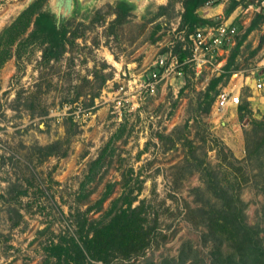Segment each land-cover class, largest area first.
<instances>
[{
	"label": "rangeland",
	"instance_id": "rangeland-1",
	"mask_svg": "<svg viewBox=\"0 0 264 264\" xmlns=\"http://www.w3.org/2000/svg\"><path fill=\"white\" fill-rule=\"evenodd\" d=\"M23 1L0 0V264H68L63 246L80 242L92 233V218L107 221L128 200L150 228L149 241L141 253L106 264L264 261L258 2L236 0L226 12L233 0L206 1L217 6L210 17L235 25L233 40L113 120L100 96L120 67L139 71L178 42L187 47L183 0H149L144 11L124 13L118 0H95L58 23L52 14L67 26L62 41L35 22L49 0L19 12ZM222 88L239 89L240 102L216 109ZM76 106L80 122L67 113ZM65 138L63 155L35 147ZM220 188L237 196L240 217L258 230L243 256H228L223 235H205L206 214L224 204Z\"/></svg>",
	"mask_w": 264,
	"mask_h": 264
},
{
	"label": "trees",
	"instance_id": "trees-1",
	"mask_svg": "<svg viewBox=\"0 0 264 264\" xmlns=\"http://www.w3.org/2000/svg\"><path fill=\"white\" fill-rule=\"evenodd\" d=\"M206 1L209 0L182 1L184 7L182 19L187 24L190 32L196 26L216 22L214 18L202 16L197 12V9L205 4ZM213 1L216 2L217 0ZM236 3L237 1L233 0L230 6L226 8V12H230ZM117 6L119 13H124L132 8L130 4L124 1H117ZM52 16L49 10H40L35 17V22L47 27L49 31L56 35L58 40L62 41L66 38L67 26L65 23L58 25L54 22ZM173 51L177 52L181 59L188 54V50L183 49L180 42L176 44ZM186 67V65L183 67L185 71ZM66 140L67 138L64 140L57 139L35 147L43 150L42 154L44 156L50 154L63 155L65 148H61V144L66 142ZM223 189H219L221 190L220 194L223 193V207L218 210V213L216 210V213L214 211V213L206 214L208 219L205 224L210 229L205 235H223L219 238L228 240L232 248V251L228 252L230 257L239 254L242 249H244L246 254V248L252 246L253 233L256 234L258 230L255 229L254 231V226L243 219L242 207L239 205L241 202L239 203L237 196L235 194H233L234 196L231 194V196L226 195L227 191H223ZM216 194H219L218 191ZM139 214L137 205L131 207L128 200L125 205L120 206L113 212L107 221L92 218L90 221L91 225L95 223L92 233L86 232L80 242L71 240L69 245L63 246V260L68 262V264H106L114 257L126 258L141 253L149 241L150 228L144 225L143 217H138ZM241 215L243 216L240 217ZM74 252L76 253L75 256H73ZM239 255L243 256L242 253ZM55 256L61 259V253H57ZM239 261L240 257L236 262L239 263ZM257 261L258 263L254 264H264L263 259H257Z\"/></svg>",
	"mask_w": 264,
	"mask_h": 264
},
{
	"label": "built area",
	"instance_id": "built-area-1",
	"mask_svg": "<svg viewBox=\"0 0 264 264\" xmlns=\"http://www.w3.org/2000/svg\"><path fill=\"white\" fill-rule=\"evenodd\" d=\"M257 9L264 18V0H256ZM236 27L231 21L219 20L212 24L196 26L188 34V44L181 45L188 50L182 59L172 49H166L155 57L149 66L139 70L119 68L111 80L102 88L103 102L107 104L108 113L113 120H121L122 116L131 110H136L147 97L158 90L167 77H182L184 66L199 65L200 58L206 53L219 50L222 44L231 42ZM264 65V55L261 60ZM264 87V81L255 82V88ZM241 95L239 89L222 88L216 95L214 107L220 109L229 105H237ZM71 108V107H69ZM67 113L74 120H84V112L80 115V106L71 108ZM80 122V121H79Z\"/></svg>",
	"mask_w": 264,
	"mask_h": 264
},
{
	"label": "water",
	"instance_id": "water-1",
	"mask_svg": "<svg viewBox=\"0 0 264 264\" xmlns=\"http://www.w3.org/2000/svg\"><path fill=\"white\" fill-rule=\"evenodd\" d=\"M34 0H24L18 5V11L25 9ZM124 1L137 11H144L149 0H118ZM95 0H49V12L56 17L58 23L61 19H65L73 13L75 8L86 9L92 6Z\"/></svg>",
	"mask_w": 264,
	"mask_h": 264
},
{
	"label": "crops",
	"instance_id": "crops-1",
	"mask_svg": "<svg viewBox=\"0 0 264 264\" xmlns=\"http://www.w3.org/2000/svg\"><path fill=\"white\" fill-rule=\"evenodd\" d=\"M202 8L200 9H197V12L199 11L202 12L204 15L203 16H206V17H210V15L214 12L217 11V6L215 5H210L209 3H206V4H203L201 5Z\"/></svg>",
	"mask_w": 264,
	"mask_h": 264
}]
</instances>
